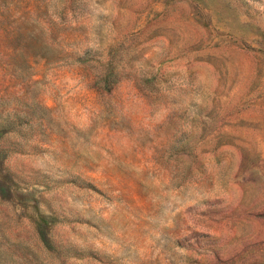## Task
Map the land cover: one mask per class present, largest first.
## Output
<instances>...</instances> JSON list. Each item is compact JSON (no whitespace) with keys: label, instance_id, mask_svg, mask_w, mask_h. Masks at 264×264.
I'll use <instances>...</instances> for the list:
<instances>
[{"label":"rangeland","instance_id":"374dc122","mask_svg":"<svg viewBox=\"0 0 264 264\" xmlns=\"http://www.w3.org/2000/svg\"><path fill=\"white\" fill-rule=\"evenodd\" d=\"M0 264H264V0H0Z\"/></svg>","mask_w":264,"mask_h":264}]
</instances>
